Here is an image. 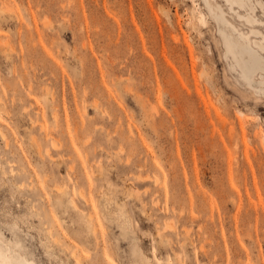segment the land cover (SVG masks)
Instances as JSON below:
<instances>
[{"label":"rangeland","instance_id":"obj_1","mask_svg":"<svg viewBox=\"0 0 264 264\" xmlns=\"http://www.w3.org/2000/svg\"><path fill=\"white\" fill-rule=\"evenodd\" d=\"M232 64L203 0H0V264H264V93Z\"/></svg>","mask_w":264,"mask_h":264},{"label":"bare ground","instance_id":"obj_2","mask_svg":"<svg viewBox=\"0 0 264 264\" xmlns=\"http://www.w3.org/2000/svg\"><path fill=\"white\" fill-rule=\"evenodd\" d=\"M203 1L208 9V14L217 24L218 36L222 39L226 57L233 59L232 68L235 70L238 68L240 76L247 84L252 86L253 83H255L258 91L264 93V54L258 51L262 50L264 52V33L257 28V26L264 25V22L258 16L259 10L264 14V0ZM223 6L226 8H223ZM231 12L236 14L239 21L251 25L248 33L245 34V32H240V30L230 22L227 14L232 15ZM166 15L168 16V14ZM199 32L202 33V30L199 29ZM252 37L255 38L253 41L251 40ZM258 74L260 75V80L256 81L254 77ZM30 121L32 127L37 123V119L33 121L31 119ZM55 122L56 126H58V122L56 120ZM37 127L44 132L47 128L45 122L40 123ZM80 131L82 130L75 125L74 136H70L72 142L80 138ZM48 136L53 138L51 134H48ZM32 140H34V138H32ZM51 144L57 150L60 149L56 141H52ZM38 154L41 155V152H38ZM58 155L60 159H62L63 154L60 151H58ZM100 168L99 166V169ZM138 178H142V176L138 175Z\"/></svg>","mask_w":264,"mask_h":264}]
</instances>
